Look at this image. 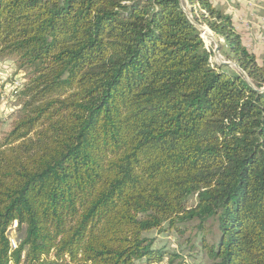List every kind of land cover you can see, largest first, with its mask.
Here are the masks:
<instances>
[{
	"label": "trees",
	"instance_id": "trees-1",
	"mask_svg": "<svg viewBox=\"0 0 264 264\" xmlns=\"http://www.w3.org/2000/svg\"><path fill=\"white\" fill-rule=\"evenodd\" d=\"M185 1L245 76L211 64L180 0H0V59L28 72L0 140V264H161L145 233L191 221L211 264H264V55Z\"/></svg>",
	"mask_w": 264,
	"mask_h": 264
},
{
	"label": "rangeland",
	"instance_id": "rangeland-1",
	"mask_svg": "<svg viewBox=\"0 0 264 264\" xmlns=\"http://www.w3.org/2000/svg\"><path fill=\"white\" fill-rule=\"evenodd\" d=\"M181 5L184 11L193 19L192 12L190 10V5L185 0H180ZM249 1V0H248ZM257 5L255 8H260V2L258 0H254ZM249 7V6H248ZM254 8V9H255ZM255 15L253 14L252 17ZM198 24V23H197ZM200 25V24H198ZM203 31L208 30L211 37L203 34V31L200 33L204 44L207 49L211 51L210 62L213 66L223 65V61L231 62V64H224L228 66V69L231 71H238V67H236V63L230 60H227L219 49V55L215 56L213 50L215 48L214 40L219 43H222V40L219 38L213 31L204 23L200 25ZM240 35V34H239ZM264 41V40H263ZM263 52H259V58H262ZM260 60V59H259ZM0 95H3L5 92V100L2 101L0 99V140L1 138L11 129L13 121L16 119L18 115V110L20 108V90L17 93L11 94L4 90V84H11L15 80L19 79L22 81L23 86L27 82L28 72L26 69L18 66L16 58L10 57L5 59H0ZM5 62V63H4ZM8 67V68H7ZM6 111V112H5ZM193 202V201H192ZM197 222L191 221L184 225L185 230L183 234L173 231H151L145 233V235L154 240L153 247L160 248L164 251H168L169 253L175 252L180 253L179 257H173L174 260L170 264H211L208 260L202 246H201V238L202 232L198 230L196 227ZM205 238L207 241H214L216 239L217 228L216 224L210 220L205 224ZM17 227L11 230L9 233L14 237V241L16 243V236H19ZM169 253H165V258L161 262V264H166V261L170 260L172 257Z\"/></svg>",
	"mask_w": 264,
	"mask_h": 264
},
{
	"label": "crops",
	"instance_id": "crops-1",
	"mask_svg": "<svg viewBox=\"0 0 264 264\" xmlns=\"http://www.w3.org/2000/svg\"><path fill=\"white\" fill-rule=\"evenodd\" d=\"M211 2L215 8L231 15L233 26L240 34L243 43L255 53L259 61L261 58L258 54L264 51V0H258L260 8H255L257 3L254 0H211Z\"/></svg>",
	"mask_w": 264,
	"mask_h": 264
},
{
	"label": "built area",
	"instance_id": "built-area-1",
	"mask_svg": "<svg viewBox=\"0 0 264 264\" xmlns=\"http://www.w3.org/2000/svg\"><path fill=\"white\" fill-rule=\"evenodd\" d=\"M202 38V37H201ZM8 68V67H7ZM23 87V83L22 81H20L19 79L15 80L14 82H12L11 84H8V83H5L4 84V90H6V92L8 93H11V94H16L17 91L19 90V88H22ZM6 98L5 96V92L3 93V95H0V99L2 101H4ZM6 112V111H5ZM17 226V221L16 220H13L10 225L8 226L7 228V231H8V240H9V245H10V248L11 249H14L16 248L17 246V241L15 243V239L14 237L11 235V233H9L11 230L14 231V229L16 228Z\"/></svg>",
	"mask_w": 264,
	"mask_h": 264
},
{
	"label": "water",
	"instance_id": "water-1",
	"mask_svg": "<svg viewBox=\"0 0 264 264\" xmlns=\"http://www.w3.org/2000/svg\"><path fill=\"white\" fill-rule=\"evenodd\" d=\"M187 17L191 20V22L194 24V26L197 28V30L201 33L202 32V27L200 25H198L187 13H186ZM201 36V35H200ZM215 43V48L213 50V53L215 56L219 55V43L217 41L214 40ZM223 64H231V62L228 61H223ZM236 67H238V69L240 70L239 66L237 64H235ZM241 71V70H240ZM242 72V71H241ZM243 73V72H242ZM244 74V73H243ZM245 76V74H244Z\"/></svg>",
	"mask_w": 264,
	"mask_h": 264
},
{
	"label": "bare ground",
	"instance_id": "bare-ground-1",
	"mask_svg": "<svg viewBox=\"0 0 264 264\" xmlns=\"http://www.w3.org/2000/svg\"><path fill=\"white\" fill-rule=\"evenodd\" d=\"M202 31H203V30H202ZM203 34L206 35V36H208V37H209V36L211 37V35L209 34V32H208L207 30H206V31L204 30V31H203Z\"/></svg>",
	"mask_w": 264,
	"mask_h": 264
}]
</instances>
